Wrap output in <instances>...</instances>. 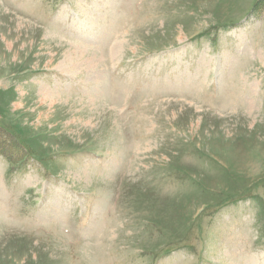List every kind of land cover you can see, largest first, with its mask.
Masks as SVG:
<instances>
[{
  "label": "rangeland",
  "instance_id": "rangeland-1",
  "mask_svg": "<svg viewBox=\"0 0 264 264\" xmlns=\"http://www.w3.org/2000/svg\"><path fill=\"white\" fill-rule=\"evenodd\" d=\"M0 264H264V0H0Z\"/></svg>",
  "mask_w": 264,
  "mask_h": 264
},
{
  "label": "bare ground",
  "instance_id": "bare-ground-1",
  "mask_svg": "<svg viewBox=\"0 0 264 264\" xmlns=\"http://www.w3.org/2000/svg\"><path fill=\"white\" fill-rule=\"evenodd\" d=\"M68 57V56H67ZM66 58V57H65Z\"/></svg>",
  "mask_w": 264,
  "mask_h": 264
}]
</instances>
